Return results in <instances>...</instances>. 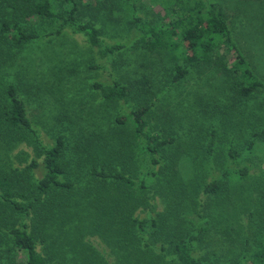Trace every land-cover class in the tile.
Segmentation results:
<instances>
[{
	"label": "trees",
	"instance_id": "trees-1",
	"mask_svg": "<svg viewBox=\"0 0 264 264\" xmlns=\"http://www.w3.org/2000/svg\"><path fill=\"white\" fill-rule=\"evenodd\" d=\"M222 6L220 0H0V44L10 36L14 45L21 46L40 37L58 35L72 29L73 32L87 36L93 46H103L111 55H115L128 42L114 40V43L104 44L101 38L104 29L100 21L125 20L127 23L124 24L132 37L129 41L135 36L138 39L136 42L144 50L153 56L160 54L172 62V70L167 74L166 89L181 84L191 69L199 72L207 66L227 78L233 98L236 95L237 101L257 96L264 98V83L254 74L249 61L234 40L233 29ZM140 12L145 16L138 14ZM229 54L234 58L230 64L226 56ZM117 58L112 56L113 60ZM111 81V87L105 90V98L114 101L116 98L123 99L128 105L124 113L115 119L117 125L125 123V127H129L128 134L123 132L126 128L118 129L116 137H122L124 144L117 151L127 155L124 161L129 164L138 154H145V161L149 160L153 167L157 164L158 170H153V167L141 170L139 164L134 172L140 173L142 179L136 183L128 176L129 173L120 169L114 171L104 166L92 167L90 171L81 174V177L93 181L83 180L89 186L86 188L88 194L94 195L92 187L95 186V189H102L101 192L111 191L117 198H113L114 204L97 207L93 213L90 212V216L81 217L83 212L77 211V180L74 181L71 175L78 172L71 170V166L62 159L65 157L64 151L69 149L65 146V136L57 135L52 146L43 145L38 131L27 117L24 100L17 96L13 84H9V101L4 102V110L0 113V118L3 116L2 125L14 134L15 144H23V147L34 141V151L38 157L41 156V163L33 159L21 167L15 166L9 173L0 172V199L13 212L11 221L0 219V227H8L7 235L11 240V246L7 249L8 257H2L0 264H62L54 260L59 257L67 261L78 257L79 264H264V231L260 229L246 236L241 252L233 259L213 261L203 256L201 247L206 235L202 227H207L205 224L210 216L209 212L207 217L202 216L199 197L215 196L223 219L228 224L232 223L233 212L237 214L239 211L238 195L242 199L243 195L237 193L239 185H233L231 189L229 183L233 178L246 179L250 175V165H254V160L248 158V163L239 168L227 165L221 170L215 167L212 160L217 154L214 150L215 128L209 131L210 137L206 138L205 146L201 147L202 155L209 163L210 170L207 172L213 178L203 181L196 174L195 181L186 191L175 182V174H172L171 182H167L170 186L158 198L160 209L148 218L139 219L135 216L138 205L147 204V198L138 195L133 197L135 193L127 198L123 190L131 185L144 187L143 182L151 175L162 173L160 165L164 155L159 152L164 145L174 142L177 135L174 129L169 128L170 121H166L163 127V132L170 130L165 131L164 136L156 129L157 126L149 123L147 118L154 101L143 99L145 103L136 102L131 105L126 83L116 76L111 77ZM143 83L150 85V80L143 78ZM97 86L103 84L98 83ZM228 123L230 126L227 123L223 126L242 138L236 147L230 140L227 152L229 159L244 157L256 147L262 149L264 99L256 103L247 121ZM239 124L243 125L240 127ZM39 164L43 170L42 177L37 180L29 177L28 186L33 193L31 197H24L20 191L22 189L17 187L19 181L4 176H18V172L32 171ZM157 181L159 184L160 180ZM249 188L252 193H256L254 187ZM225 190L227 198L223 197L222 191ZM258 191L262 193L264 187L258 186ZM190 195L196 199L197 207H191V197L186 198ZM84 196L87 195L84 193ZM234 204L238 207L237 211L231 210ZM155 206L152 204L150 210ZM260 214L264 216V211H260ZM261 220L264 222V219ZM79 221L83 222V227H79ZM66 225L75 227L79 235H76L75 245L70 247L65 243L60 247L58 233L51 236L48 232L50 227ZM27 227L32 229L28 230ZM85 227H93L101 239L103 233L109 234L105 235L104 244L93 247L86 243L82 238ZM163 229L169 230L160 237L158 231ZM251 240L255 242L254 249H251ZM38 244L42 246L43 253L37 249ZM52 244L56 249L49 255L47 249ZM18 253L23 255V259L19 260Z\"/></svg>",
	"mask_w": 264,
	"mask_h": 264
},
{
	"label": "rangeland",
	"instance_id": "rangeland-1",
	"mask_svg": "<svg viewBox=\"0 0 264 264\" xmlns=\"http://www.w3.org/2000/svg\"><path fill=\"white\" fill-rule=\"evenodd\" d=\"M220 1L233 29L234 40L249 61L254 74L264 83V0ZM138 14L145 16L143 12ZM100 22L104 29L101 35L104 44L114 43V40L128 42L115 55H111L103 46H93L87 36L73 32L72 29L58 35L40 37L21 46L14 45L10 36L6 37L0 44V113L4 110V102L9 101L7 87L13 84L17 96L25 102L27 117L38 131L42 144L52 146L57 135L65 136V146L69 149L62 150L67 157L62 159L71 166V170L78 172L71 175L73 180H77V211L83 212L81 217L90 216V212L93 213V209L97 210V207L114 204L113 198H117L111 191L101 192L102 189H95V186L92 187L94 195L88 194L86 188L89 186L85 181H93L85 176L81 177V174L90 171L94 166H104L109 170L125 171L139 183L141 174L134 172L138 165L141 164L142 167L144 163L141 170L153 167L149 160L145 161V154H138L129 164L124 161L127 155L117 151L124 144V139L116 137V133L119 128H126L123 132L128 134L129 127H125V123L117 125L115 119L124 113L128 105L123 99L116 98L114 101L105 98L104 93L112 82L111 77L116 76L126 83L127 97L131 105L136 102L145 103L142 102L143 99L154 101L147 119L152 126H157L156 129L162 136L165 131H170L163 132L166 121H170L169 128L174 129L177 135L174 142L164 145L159 152L164 155L160 165L163 174L151 175L143 182L144 187L131 185L132 187H126L124 193L122 192L127 198L133 193V197L138 195L147 198L148 203H140L135 211V216L139 219L148 218L160 209L158 198L170 186L167 184L168 181L171 182L170 175L175 174V182L186 191L195 181L196 174L203 181L213 178L207 172L210 170L209 163L204 154L202 155L201 147L205 146L206 138L209 139V131L215 128L214 150L217 154L212 159L215 167L221 170L227 165L239 168L248 163L246 159L254 160V165H250V175L246 179L233 178L229 183L231 189L233 185H239L237 193L243 195V199L238 195L239 211L235 204L231 207V210L239 213L233 212L232 223L228 224L223 219L215 196L199 197L202 216L207 217V212L210 216L205 224L207 227H202L206 235L205 243L201 247L203 256H208L213 261L233 259L241 252L246 236L259 229L264 231V222L261 220L264 216L260 214V211H264V191H258V186L264 187V144L260 145H263L262 149L256 147L244 157L229 159L227 152L230 140L232 139L231 142L236 147L242 138L223 125H229V121H247L256 103L264 98L257 96L237 101L236 95L233 98L227 78L207 66L199 72L191 69L181 84L166 89L167 74L172 70V62L160 54L153 56L144 50L136 42L138 39L135 36L129 41L132 37L124 24L127 23L125 20L111 22L102 19ZM221 49L226 51L223 47ZM112 56L120 58L113 60ZM226 56L230 64L234 60L233 55ZM143 78H148L150 85L144 84ZM98 83L103 86H97ZM2 121L3 116L0 118V172L9 173L15 166L21 167L33 159L41 163V156L38 157L34 151V141L23 147V144H15L14 134L7 131ZM242 125L239 124L240 127ZM155 167L153 170H158ZM17 175L4 176L19 181L17 187L22 189L20 191L24 193V197H31L32 188L28 186L30 178H41L43 170L39 164L32 171L22 170ZM157 179L160 180L159 184ZM249 186L251 189L254 187L256 193H252ZM222 192L223 197L227 198L226 190ZM186 198H190L191 207L198 206L193 195ZM121 199L123 201L126 197ZM152 204L156 206L150 210ZM12 217V209L0 199V219L11 221ZM79 222V227H83V222ZM7 228L0 227V259L8 257L7 249L11 246ZM168 230H159L158 235L161 237ZM57 233L60 247L65 243L70 247L75 245L74 241L78 237L76 235H79L75 227L70 225L50 227L48 234L54 236ZM83 234L84 241L93 247L104 244L105 235H109L103 233L101 239L93 227H85ZM253 241L251 240V249L255 248ZM37 249L43 253L41 245L38 244ZM55 249L52 244L47 253L53 254ZM17 255L19 260L23 259L22 254ZM54 260L62 264L80 263L78 257L69 261L61 257Z\"/></svg>",
	"mask_w": 264,
	"mask_h": 264
}]
</instances>
